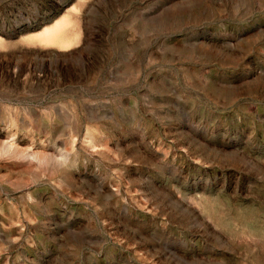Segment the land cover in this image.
<instances>
[{"label":"rangeland","instance_id":"374dc122","mask_svg":"<svg viewBox=\"0 0 264 264\" xmlns=\"http://www.w3.org/2000/svg\"><path fill=\"white\" fill-rule=\"evenodd\" d=\"M0 264H264V0H0Z\"/></svg>","mask_w":264,"mask_h":264}]
</instances>
